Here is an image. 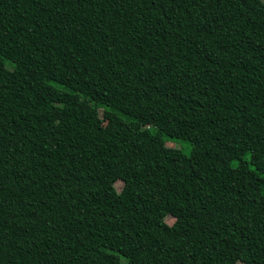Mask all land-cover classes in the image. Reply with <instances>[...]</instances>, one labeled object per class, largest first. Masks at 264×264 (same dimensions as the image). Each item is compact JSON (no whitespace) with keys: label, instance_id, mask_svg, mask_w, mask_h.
Segmentation results:
<instances>
[{"label":"trees","instance_id":"1","mask_svg":"<svg viewBox=\"0 0 264 264\" xmlns=\"http://www.w3.org/2000/svg\"><path fill=\"white\" fill-rule=\"evenodd\" d=\"M0 260L264 264V1L0 0Z\"/></svg>","mask_w":264,"mask_h":264},{"label":"rangeland","instance_id":"2","mask_svg":"<svg viewBox=\"0 0 264 264\" xmlns=\"http://www.w3.org/2000/svg\"><path fill=\"white\" fill-rule=\"evenodd\" d=\"M167 145L169 147H173V148L180 147V144L177 142H168ZM227 159H228V156L225 153H223L221 151L218 152V160L220 162H226ZM215 173L216 174H214V178H215L214 187H216L217 184H219V183H222V184L226 185L227 187L232 186L234 188L233 190L235 192L236 199H237V202L239 204H243V203L254 200L255 196H254L253 192L249 189V187L244 185V184H236L235 185L233 177L229 173L224 174L222 172L221 167L215 169ZM117 187H121V184H118ZM216 191H217V189L215 188L210 192L203 193V195L204 196H212L216 193ZM166 221L169 224L174 223V219L171 217H167ZM0 264H7V263L3 260H0Z\"/></svg>","mask_w":264,"mask_h":264}]
</instances>
